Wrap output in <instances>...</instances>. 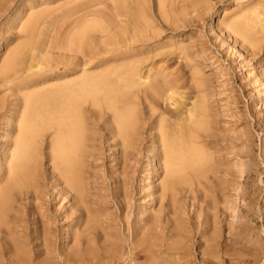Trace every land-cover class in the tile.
I'll return each instance as SVG.
<instances>
[{
  "label": "rangeland",
  "instance_id": "rangeland-1",
  "mask_svg": "<svg viewBox=\"0 0 264 264\" xmlns=\"http://www.w3.org/2000/svg\"><path fill=\"white\" fill-rule=\"evenodd\" d=\"M81 1L87 0H0V166L12 148L13 124L23 107L19 82L27 69L61 72L80 69L77 66L84 61L82 53H46L45 22L40 21L33 33L24 25L32 15H48L53 43L72 28L69 25L81 14L75 5ZM150 1L147 10L159 31L154 48L163 52L166 46L164 52L172 51L167 57L155 58L156 62L166 60L158 63L169 70L166 80L184 76L182 90L188 92L191 102L198 94L189 73L192 69L199 72L200 94L209 117V131L201 144L210 155L208 165L200 173L189 170L190 180L169 190L163 188V147L159 144L155 157L147 156L150 127L146 121L140 140L125 161L118 158L114 140L100 129L97 138L104 136L96 141L85 174L87 209L97 215L99 223H92L88 238L79 240L76 236L85 223L76 217L82 213L67 215L70 202L56 194L61 187L55 188L44 143L39 161L43 194L34 199L11 190L6 221L0 224V264H21L18 248L22 245L33 264H63L66 253L80 251L87 257L83 264H264V43L252 52L247 43L243 46L241 39L236 41L233 34L221 29L225 20H235L233 13L243 1L204 0L207 4L201 7L199 1L198 9L190 6L184 12H173L166 3V15L180 19L173 23L165 21L156 0ZM100 2L96 8L110 3ZM23 5L27 6L25 17L11 28ZM217 8L218 15L212 18ZM180 46L187 62L181 58ZM20 50L24 51L22 64L15 68L20 70L7 78L2 72L6 62ZM154 54L145 55L146 66ZM179 74L182 77H177ZM158 98L153 101L158 112L170 114L174 106ZM17 99L20 103L15 111ZM6 170L0 190L8 187ZM46 228L55 242L47 254L42 246ZM94 257L102 259L97 262Z\"/></svg>",
  "mask_w": 264,
  "mask_h": 264
},
{
  "label": "bare ground",
  "instance_id": "bare-ground-1",
  "mask_svg": "<svg viewBox=\"0 0 264 264\" xmlns=\"http://www.w3.org/2000/svg\"><path fill=\"white\" fill-rule=\"evenodd\" d=\"M109 1L103 9L96 8L101 5L100 0L81 1L75 5L79 7L81 14L69 25L72 28L63 31V35L53 43L48 30V15H32L24 25L28 32L33 33L40 21L45 22L48 39L44 43L46 53L52 50L59 53H82L84 61L78 64L80 69H63L61 72L58 69H27V77L19 82L23 97L22 112L13 124L16 130L9 157L0 166V178L6 167L9 180L8 187L0 190V224L6 221L5 212L11 190H19L27 198L29 195L34 199L41 198L44 182L43 174L39 171V161L44 143L49 149L48 158L55 188L61 187L56 194L60 199L70 202L67 215L82 213L81 217H76L81 222L83 219L82 223H85L76 236L79 240L88 238L92 223H99L97 215L87 209L85 174L89 172V159L94 156L93 147L98 138L104 136L101 134L97 138L100 129L105 131L108 139L114 140L113 145L120 151L118 158L125 161L140 140L143 122L146 121L150 127L147 156L155 157L159 144L163 147L160 158L166 177L163 188L169 190H174L180 181H189V170L200 173L209 163L210 155L201 145L209 131V117L205 99L200 94L201 84L197 80L199 72L192 68L191 72V69L188 70L198 94V98L190 102L188 92L182 90L186 86L181 81L184 76L179 74L177 77L181 75V79L167 81V66L164 68L158 64L166 60H155L160 55L169 56L172 51L164 52L166 46L163 52L154 48L159 31L147 10V4L151 1ZM199 1L205 2L156 0L159 12L167 23L180 19L177 17L171 20L166 15V3L173 12H184L190 6L197 7ZM239 1L245 3L233 13L235 20H225L221 29L227 30L229 35L233 34L236 41L241 39L243 46L247 43L249 50L253 52L264 43V0ZM204 4L207 3L200 6ZM26 7L23 5L18 11L11 28L25 17ZM217 11L218 8L213 12L212 18L213 15H218ZM187 14L190 13L187 11ZM2 45L3 34H0V55ZM178 49L184 55L181 58L187 62L183 46ZM150 53L155 54L146 66L148 58L144 57ZM23 56L24 51L20 50L7 60L2 71L7 78L20 70L15 68L22 64ZM42 66L44 64H40ZM181 84L184 85L183 88ZM157 97L174 106L170 114L158 112V106L154 105L157 102H153L155 99L157 101ZM16 103L18 104L12 108L15 111L20 100L17 99ZM261 151L264 152V141ZM46 230L42 246L47 254L54 249L55 242L50 228ZM18 249L21 264H33L27 258L23 245ZM80 253L81 251L75 255L66 253L63 264L86 263L87 257ZM94 258L97 262L102 259ZM50 264L53 263L50 261Z\"/></svg>",
  "mask_w": 264,
  "mask_h": 264
}]
</instances>
